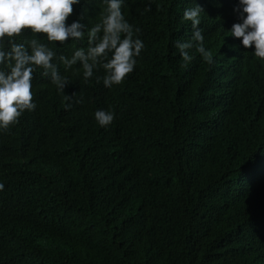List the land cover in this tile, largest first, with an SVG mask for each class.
<instances>
[{
    "label": "trees",
    "instance_id": "trees-1",
    "mask_svg": "<svg viewBox=\"0 0 264 264\" xmlns=\"http://www.w3.org/2000/svg\"><path fill=\"white\" fill-rule=\"evenodd\" d=\"M196 4L212 64L194 48L185 64L175 47L191 39L183 12ZM237 6L124 0L145 47L112 88L102 69L85 80L59 60L87 48L105 0L73 6L81 41L15 38L51 48L75 95L65 109L37 68L36 108L0 130V264H264V59L229 35ZM97 110L114 112L107 128Z\"/></svg>",
    "mask_w": 264,
    "mask_h": 264
},
{
    "label": "clouds",
    "instance_id": "clouds-1",
    "mask_svg": "<svg viewBox=\"0 0 264 264\" xmlns=\"http://www.w3.org/2000/svg\"><path fill=\"white\" fill-rule=\"evenodd\" d=\"M124 0H105L106 7L100 13L99 22L87 29V48H77L70 58L60 56L65 69L79 63L85 80L93 77L94 71L102 69V79L106 88L120 85L134 70L137 57L145 45L138 38L139 28H134L122 13ZM81 0H0V41L7 38L8 49L0 44V130L7 131L18 123L25 111L36 108L33 102L32 80L37 68L41 75L48 77L60 93L72 83L62 76L57 64L53 63L56 53L45 43L33 38L25 43H17L15 38L25 30L46 35L48 42L81 41L85 38V25L79 20L70 24L68 18L73 14V6ZM146 10H151L150 6ZM203 8L184 10L183 19L191 22L192 36L189 41H176L175 47L185 64L194 59L189 49H195L203 60L214 63L213 54L204 46V36L200 30ZM239 21L232 24L229 35L240 39L247 49L254 46V55L264 59V0H238L233 9ZM75 95H64L65 109L71 107ZM79 103L80 101H76ZM95 120L107 128L115 119L114 112L97 110ZM4 185L0 183V190Z\"/></svg>",
    "mask_w": 264,
    "mask_h": 264
}]
</instances>
